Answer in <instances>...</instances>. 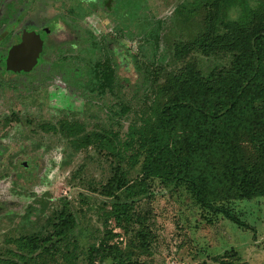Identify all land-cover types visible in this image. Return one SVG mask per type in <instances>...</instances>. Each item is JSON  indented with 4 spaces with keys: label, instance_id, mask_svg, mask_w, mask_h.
<instances>
[{
    "label": "trees",
    "instance_id": "1",
    "mask_svg": "<svg viewBox=\"0 0 264 264\" xmlns=\"http://www.w3.org/2000/svg\"><path fill=\"white\" fill-rule=\"evenodd\" d=\"M255 2L191 0L175 7L165 27V36L178 35L173 45L167 40L165 46L167 50L172 45L169 68H161L162 73L159 67L152 73L144 68L146 112L131 121L125 139L110 130L86 132L77 122L41 125L45 132L68 137L74 151L95 144L138 169V177L128 180L125 170L116 166L101 188L103 196L113 200L107 215L121 234L107 231L100 243L87 249L86 264H150L155 235L149 197L155 182L164 188L183 187L208 213L247 228L228 205L264 198V0ZM130 3L139 20L143 1ZM163 25L160 20L138 23V29L128 27L127 33L129 39L138 36L151 42L156 51ZM125 29L116 28L118 37ZM90 48L82 62L84 75L73 89L87 104L128 87V79L119 76L120 52L115 57L103 46ZM192 54L219 58L221 63L203 72L189 58ZM73 59L70 66L78 65V58ZM129 111L121 105L116 113L125 116ZM46 224L50 229L45 234L16 238L14 249L0 253V264H36L40 258L54 262L59 253L74 264L72 254L58 249L63 243L67 247L76 228L67 205ZM121 236L123 242H111Z\"/></svg>",
    "mask_w": 264,
    "mask_h": 264
},
{
    "label": "rangeland",
    "instance_id": "2",
    "mask_svg": "<svg viewBox=\"0 0 264 264\" xmlns=\"http://www.w3.org/2000/svg\"><path fill=\"white\" fill-rule=\"evenodd\" d=\"M138 1H143V6H139L135 29L138 23L146 25L156 20L164 25L156 51L154 44L138 36L129 41L114 40L121 59L119 76L128 79L123 92L115 91L87 104L61 79H46L39 69L17 72L10 79V87L14 88L6 85V90L0 89V253L14 249L16 238L47 233V221L65 204L75 217L76 228L67 247L63 243L58 249L72 254L74 264H86L87 249L100 243L107 231L121 234L107 215L113 200L104 197L101 188L116 166L125 170L128 180L138 177V169H131L95 144L74 151L68 137L45 132L41 125L77 122L86 132L110 130L123 140L131 121H136L141 112L145 115L142 99L144 90L147 95L149 91L142 85L143 70L148 67L152 73L157 67L169 68L166 61L171 60V46L178 35L165 36V27L175 7L191 0ZM250 4L255 5V0H250ZM98 19L97 15L90 16L87 24L95 29ZM99 26L105 33L111 27ZM167 40L172 45L166 50ZM162 57L164 61L160 60ZM189 58L203 72L221 63L219 58L198 54ZM121 105L129 106L125 116L116 113ZM152 191L149 206L153 211L155 241L150 264H214L217 258L225 264H264V198L236 200L228 205L232 214L247 226L244 228L208 213L183 187L164 188L155 182ZM121 193L118 195L123 200ZM123 240L121 236L111 242ZM54 260L40 258L36 264H68L60 253Z\"/></svg>",
    "mask_w": 264,
    "mask_h": 264
},
{
    "label": "flooded vegetation",
    "instance_id": "3",
    "mask_svg": "<svg viewBox=\"0 0 264 264\" xmlns=\"http://www.w3.org/2000/svg\"><path fill=\"white\" fill-rule=\"evenodd\" d=\"M130 1L0 0V85L5 86L0 89L6 90V85L14 88L10 79L17 72L39 69L42 77L59 78L73 90L84 75L82 62L90 47L103 46L116 57L114 40L120 36L130 40L127 28L133 29L135 22ZM93 15L100 17L95 29L87 24ZM99 24L110 25V30L101 32ZM117 27L126 28V34L118 37ZM23 44L32 52L30 55L36 54L34 65L26 69L17 67V54L8 58L11 49ZM73 58H78V65L73 63L71 67Z\"/></svg>",
    "mask_w": 264,
    "mask_h": 264
},
{
    "label": "water",
    "instance_id": "4",
    "mask_svg": "<svg viewBox=\"0 0 264 264\" xmlns=\"http://www.w3.org/2000/svg\"><path fill=\"white\" fill-rule=\"evenodd\" d=\"M30 53L32 52L29 50V48L23 44L17 46V48L11 49L8 58H14V56L17 54V67L26 69L34 65L36 61V54L35 56H32Z\"/></svg>",
    "mask_w": 264,
    "mask_h": 264
}]
</instances>
